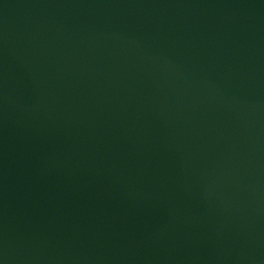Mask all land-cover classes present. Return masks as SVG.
Masks as SVG:
<instances>
[{"label": "water", "instance_id": "water-1", "mask_svg": "<svg viewBox=\"0 0 264 264\" xmlns=\"http://www.w3.org/2000/svg\"><path fill=\"white\" fill-rule=\"evenodd\" d=\"M0 264H264V0H0Z\"/></svg>", "mask_w": 264, "mask_h": 264}]
</instances>
